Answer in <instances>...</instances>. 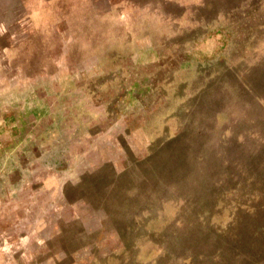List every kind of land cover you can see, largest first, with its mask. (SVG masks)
Masks as SVG:
<instances>
[{"label":"rangeland","instance_id":"rangeland-1","mask_svg":"<svg viewBox=\"0 0 264 264\" xmlns=\"http://www.w3.org/2000/svg\"><path fill=\"white\" fill-rule=\"evenodd\" d=\"M8 4L21 6L23 26L8 31L22 41L8 51V68L30 76L87 57L102 68L98 77L81 73L84 93L73 94L70 78L10 73L7 88L0 71V264H55L46 240L65 213L66 178L69 201L96 196L102 206L93 208L89 264H264V0ZM145 56L154 60L146 67ZM204 60L209 67L192 63ZM142 70L158 77L140 79ZM85 96L83 109L65 108ZM140 100L153 112L137 115L148 119L150 141L135 153L136 110L114 105ZM159 101L164 108L154 110ZM161 113L164 124L152 125ZM119 114L126 134L112 124ZM117 151L123 172L112 162L91 180L93 163ZM81 223L69 246L89 231ZM57 239L48 244L56 249Z\"/></svg>","mask_w":264,"mask_h":264},{"label":"crops","instance_id":"crops-1","mask_svg":"<svg viewBox=\"0 0 264 264\" xmlns=\"http://www.w3.org/2000/svg\"><path fill=\"white\" fill-rule=\"evenodd\" d=\"M8 2H9V0H0V14L2 15V14H10L11 13V15H12L10 20H8V18L3 16V15L0 17V35L4 38L3 41H4V44H5V45H3V42L2 43L0 42V71L2 73H4V81H6V87L8 88L7 82H8V80H10V77H8V75L10 73H12L11 77L17 78L18 81H22V79H30V78H34V77L35 78H40V77L44 78L45 77V79H47V80L51 79L52 81L55 78H61V77H64L65 79L70 78L71 82H69V83L72 85L71 86L72 87L71 88L72 91H68L67 93L73 94V92L78 90V89H80L84 93V91L82 89V82L77 83L78 80H76V79H78L80 77L81 73L86 74L87 77H92V76L93 77H98L101 74L102 65L99 63V61L96 58H93V57H91V58L87 57L85 60H81L80 62H76V63H72V64L68 63L66 60L65 61L61 60L59 62H56V70H55L56 72L55 71L54 72H46L45 70H40L38 72V74H34V75H30V76H25V75H23V73H21V72H23V68L22 67H18L15 70H12V68L11 69L8 68V66L6 65V63L8 62V51L10 49L16 48L17 44L22 42V41H20V39L18 37V32L14 33L15 35L17 34V38H16L14 36H11L8 31H10V29H16L18 31V29H21L23 27L21 25L22 22H21L20 17H19V11H20L21 6L18 7V6H16L14 4V5H12L11 9L8 10L4 6V4L7 5ZM13 16H15V17H13ZM216 31H214V33ZM216 35H218V34H216ZM142 38H147V37L143 36ZM142 38H139V39L133 38L132 39L133 43L135 45L136 44H140V45H144V46L145 45L146 46L147 45L152 46L149 41L146 44H145L144 41H139L138 43H136L137 42L136 40H140ZM213 39H215V37ZM192 44H193V42L191 43V45ZM193 45L190 47L191 50L194 49ZM212 45L215 46L216 45V41L213 40L212 41ZM178 48H180V47H178ZM215 58H217V56ZM92 59L94 60V62L91 61ZM142 60L144 62H141V64H142L141 66H145V67L147 65H151L148 62L151 63V62L154 61L151 57H147V56H145V58H143ZM207 61L208 60H204V61H201V62L200 61H193L192 63L200 64V66H202V68H205V67H209L210 66V65H207L208 64V63H206ZM79 63H80V67L77 68V65ZM134 64H135L134 66L136 67L137 66L136 63H134ZM96 65L98 66L97 68H96ZM94 68H96V69H94ZM193 73L194 72H192V75H193ZM135 75L138 78H140V79H142V78L146 79L147 77L153 79V77L155 76L153 73H151V70H149V71L142 70L139 73L136 72ZM135 75L133 77L137 78V77H135ZM82 77H84V76H82ZM155 77H158V75L155 76ZM73 78H74V80H73ZM132 83H134V81ZM54 84H56V83H53V85ZM129 86H130V84H129ZM146 86L147 85H145L144 88H146ZM1 87L3 89V87H5V86H1ZM67 87H70V86L67 85ZM173 88L175 89L176 87H172V89ZM198 88H199V86L197 87V89ZM130 89H131V86H130ZM3 90L5 92V88ZM183 90H185V89H183ZM18 91H19V89H18ZM17 98H19V97H17ZM85 100H86L85 102H81L80 104L71 102V103H69V106H66L65 108H71V109L75 108L77 110L78 109L81 110L90 101L87 97H86ZM83 103H84V105H83ZM161 103H162L161 101H159L158 103H155L154 110L163 109L164 107H161ZM126 104L122 108L121 102H118L116 105H114V109H116L118 111H120L121 109H123V110L124 109H129V110H132V109L134 110L135 109L136 111L139 110L138 112H136L135 110H134L135 112L133 111L134 113H133L132 117H133L134 122H135L134 123V127L135 128H134V130L130 131L129 136H130V139H132L131 142H133V143L129 144V146L134 145V152L135 153H138V151L140 153H142L141 149H144V151H145V147H147V145L149 143L148 141H150L149 140L150 138H148L146 136V131H145V127L148 125L147 124V120L148 119H146V117L145 118L138 117L137 115H144V114L146 115V114H149L148 112L152 113L153 111H151V110L153 108L152 109H147L148 102H145V101L143 102L141 100L140 101H131V102H128ZM149 105H151V102L149 103ZM71 106H73V107H71ZM9 107H10V105H7L8 109H9ZM176 107H177L176 103H174V105H171V108H176ZM101 109H102V107L100 105V110ZM164 110H168V109H164ZM121 119H123V121H122L123 123H121ZM136 119H137V121H136ZM152 120H156L157 122H159V123H153L152 125H159V124L163 125L164 124V113H161V114L157 115V117L155 119H152ZM112 124L114 126H119V127L122 124L121 126H123V129H122L121 132H119L118 135H120L122 132L124 134H126V132L128 133V131H126V120H125L124 117H122V114H119V116L115 117V119L113 120ZM138 126H141L140 127L141 131H139ZM156 131H158V130H156ZM139 133H141V134H139ZM114 151H115V149H114ZM99 152H100V150H99ZM129 152H130V149H129ZM121 154H124V153H119V152L118 153H114L112 155L113 158L111 160H109V161L105 162L104 159L102 158V160H101L102 162H100V163L98 162L99 164L98 163H95V164L93 163L92 167L90 168L92 170L89 171V169H88V171H89L88 173L89 174L91 173V175L93 174L91 180H93V181H97L98 180L99 181L102 178L101 177L102 173H104L103 169L106 167V165H108L109 163H112V162H113L114 166L118 169L116 171V173L123 172V169H124V166H125V162L124 161L121 162L122 161L121 159L123 158V155L121 156ZM98 155H99V153H97V156ZM102 156H103V153H102ZM88 163L89 162L87 161L86 164L88 166H90ZM101 168H102V170H101ZM81 170H83V169H81ZM99 170H101L102 173H100V174L97 173ZM95 173H97V174L95 175ZM66 181H67V178L61 183V188H60L61 189V193H62V198L64 200V209H65L64 212L65 213H64V216H63V213H62V218H59V216L56 218V223H57L56 224V229L50 235H48V238L46 240L47 241L46 245L49 246V248L51 249L50 252L52 251L50 256H52L55 264H65L64 263L65 261H66V264H84V263H82V261H80L81 259L79 258V256L81 254L84 257V260H85L86 264H89L90 261H91V256H90L91 253H92L91 249L92 248L93 249H97L96 248L97 247V243H90L89 242V240L93 236L91 234L92 233L91 231L95 227L93 222H97L98 221V217L96 215V212H93V208L95 209L97 206H100L102 208V206H101V203L99 202V200H98V198L96 196H95V198H93L90 201L84 200L86 198L84 196H82V195L80 197H73V199L69 201L66 198V196L64 195V191H65L64 189H65V182ZM96 188H97V186H96ZM82 197L84 199H82ZM87 199H89V198H87ZM96 209L101 211L99 208H96ZM87 211L90 212V213L88 214ZM78 221H79L80 226L82 224L81 222L85 223V225H90V226H88V227H90V229H89V231H87L85 233H82L83 235H81L80 233H76L74 235V238H73V242H74L73 246H69L71 244L70 239L72 241V237H71L72 236L71 235L72 228L75 227L74 231H78L77 228L79 229V226L75 224V222H78ZM72 224L74 226H72ZM68 227H70L71 230ZM84 236L86 238V242H89L88 245H85V244L81 245V243L84 242ZM53 237H57L58 238L57 241H56V249L48 244L49 243V239H52ZM75 238L76 239H78V238L80 239V242L78 241L79 244H78V242L77 243L75 242V240H74ZM82 238H83V241H82ZM63 240H64L65 246L60 249L59 248V244ZM93 245H94V247H92ZM66 246H69V248L67 249ZM23 254H24V252H22V258L24 257ZM29 264H41V263L37 262V261H33V263H29Z\"/></svg>","mask_w":264,"mask_h":264}]
</instances>
